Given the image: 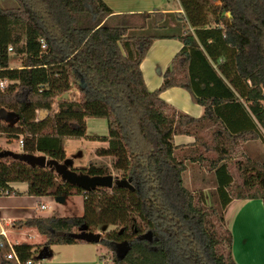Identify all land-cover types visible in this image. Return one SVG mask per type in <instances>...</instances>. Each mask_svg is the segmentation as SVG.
Here are the masks:
<instances>
[{
    "label": "trees",
    "instance_id": "16d2710c",
    "mask_svg": "<svg viewBox=\"0 0 264 264\" xmlns=\"http://www.w3.org/2000/svg\"><path fill=\"white\" fill-rule=\"evenodd\" d=\"M219 1L181 0L185 16L117 14L104 0H16L13 8L0 1V82L7 81L0 86V133L22 141L23 152L64 161V138L88 137L86 118H106L109 133L89 138L108 142L98 155L113 156L115 168L134 185L85 191L63 182L53 168L0 157V191L16 193L10 184L25 182L31 195L84 197L82 216L19 221L47 238L42 246L82 242L76 234L87 230L105 233L101 243L115 264H239L223 210L232 198L264 201V168L252 166L257 181L245 178L241 184L261 183L263 193L248 195L232 191L234 178L222 162L264 131V0ZM171 19L179 24L174 27ZM173 37L184 47L162 86L150 90L141 64L156 39ZM12 52L21 57L20 67L10 66ZM176 86L194 94L205 107L203 117L182 113L162 98ZM75 91L77 99L71 97ZM231 104L248 112L253 128L235 131L226 123L210 139L197 134L222 122ZM52 107L58 111L50 114ZM177 134L196 135L205 151L179 155ZM187 158L217 172L218 206L185 186ZM81 172L108 174L96 165ZM116 243L126 244L124 255L117 257ZM42 246L22 243L15 251L23 264H37ZM10 252L1 235L0 264H19L8 258Z\"/></svg>",
    "mask_w": 264,
    "mask_h": 264
},
{
    "label": "crops",
    "instance_id": "0c3cea01",
    "mask_svg": "<svg viewBox=\"0 0 264 264\" xmlns=\"http://www.w3.org/2000/svg\"><path fill=\"white\" fill-rule=\"evenodd\" d=\"M104 1L108 3L117 14H138L158 11L185 16V10L181 0ZM219 2L216 1V3ZM170 24L175 27L179 22L171 19ZM187 26L190 31H194V27L188 23ZM209 42H211V40H209ZM183 47L184 43L180 39L174 37L159 38L153 42L141 64L145 82L150 90H156L162 86L165 72L175 55L179 53ZM222 59L223 57L221 60ZM161 96L180 112L194 118H201L205 114V107L197 102L194 94L186 88L178 86L171 87L163 91ZM226 109L228 112L221 118L222 122L219 120L218 123L209 125V127L197 134L206 139H210L212 130L216 128L225 129L226 123L230 124L235 131L253 128L254 124L248 112H242V108L233 104L229 105ZM52 111H55V107H53ZM174 140L175 144L179 146L177 149L179 155L188 157L194 154V152L205 151L204 147L198 144L197 137L194 134H177ZM101 144H104V147H106L107 142ZM10 145L11 143L8 144L7 150L14 151L11 149ZM243 158L244 160H242ZM244 162H251L249 164L251 166L256 165L264 168V131L262 137L239 144L232 158L222 162V164L228 166V173L232 174L234 182L236 181L235 171L239 172ZM186 165L187 169L183 173L185 186L199 195L204 202H216L219 199V194L217 192L219 187L217 172L215 170L206 169L201 161H194L191 158L186 159ZM256 172L257 171H253L252 174ZM10 186L16 190V193L11 195L0 194V236L2 235L11 241L20 240L34 246H42L47 240L44 235L40 234L36 228L28 226L22 227L18 223L28 218L44 216L37 213L34 214L32 210L38 209L39 206L42 209V205H46V202H41V198L53 197L31 195L28 191V184L25 182H13ZM224 215V221L232 233L230 249L236 262L239 264H264L263 199L232 198L224 209ZM28 234L33 235L34 239H29L27 237ZM44 246H42L40 250ZM49 250H51L50 246ZM52 254L51 252V255ZM50 261L52 260L48 259L46 264H53V262ZM81 262L85 261H78L77 263ZM37 264L40 263L37 262Z\"/></svg>",
    "mask_w": 264,
    "mask_h": 264
},
{
    "label": "rangeland",
    "instance_id": "374dc122",
    "mask_svg": "<svg viewBox=\"0 0 264 264\" xmlns=\"http://www.w3.org/2000/svg\"><path fill=\"white\" fill-rule=\"evenodd\" d=\"M219 2V0H214ZM2 6L5 8H13L18 4L16 0H1ZM22 65V59L20 56H16L13 52L10 56V66H20ZM78 92L72 94V98H78ZM66 97V96H65ZM53 109V107H52ZM50 111V114L58 111ZM87 136L83 138L76 137H65L64 138V148L66 150L67 158H71L73 163V168L81 172L82 169L87 168L91 165H96L97 167L105 168L108 174L124 178L123 171L115 168L114 162L115 158L113 156H101L98 155L99 149L103 148L105 143L102 141L92 140L91 136H102L109 133L108 122L106 118L102 117H87ZM97 134V135H95ZM11 149L17 152H22V146L19 139L12 138L5 133H0V148L7 149L8 144H10ZM106 147H108V142ZM105 148V147H104ZM242 158V157H240ZM244 160V158L242 159ZM251 162H244V165L238 171H235V185L232 189L235 193L243 192L251 195L255 192L263 193V186L259 183L258 187H247L242 186L244 179L247 178L250 183L256 182V175L252 174V166L249 165ZM261 182V181H260ZM239 185V186H238ZM41 202H46L47 208L41 209L40 206L36 210H32L34 214H40L44 216H58V217H75L82 216L84 214V197L74 192L71 195L66 196L64 202H58L53 198H41ZM219 199L216 202H207L209 205L218 206ZM223 216L224 210H223ZM105 233L102 234V237ZM85 242V241H82ZM117 252L116 255H124L127 251L126 244L116 243ZM223 245L227 249V241H223ZM50 252L53 254L45 259H36L40 264H46L48 259H51L53 264H76L78 261H85L77 264H115L113 260V253L104 244L100 243H74V244H52L50 245ZM106 257V260H105ZM104 260V261H103ZM59 262V263H58Z\"/></svg>",
    "mask_w": 264,
    "mask_h": 264
},
{
    "label": "water",
    "instance_id": "95a60500",
    "mask_svg": "<svg viewBox=\"0 0 264 264\" xmlns=\"http://www.w3.org/2000/svg\"><path fill=\"white\" fill-rule=\"evenodd\" d=\"M230 15V13H229ZM12 156L28 163L31 166L50 167L53 168L57 174L60 175L63 182L82 188L85 191L95 190L99 187L112 188L114 186L126 187L134 189L132 184V177L120 178L112 174L106 175H90L84 172H78L72 169L74 161L71 158H66L64 161L49 158L45 154H32L27 152H15L12 150H4L0 153V157ZM55 200L64 202L66 196H57ZM77 238L85 242L100 243L102 240V233L82 230L76 234ZM51 256L49 246L45 245L37 254L36 259H45Z\"/></svg>",
    "mask_w": 264,
    "mask_h": 264
},
{
    "label": "built area",
    "instance_id": "2783aa9c",
    "mask_svg": "<svg viewBox=\"0 0 264 264\" xmlns=\"http://www.w3.org/2000/svg\"><path fill=\"white\" fill-rule=\"evenodd\" d=\"M43 47H45V45H43ZM9 51H13V48L12 47H10L9 48ZM7 84V81L5 80V81H1L0 82V86L1 87H4L5 85ZM57 109L55 108V111H56ZM20 143H21V145H23V142L22 141H20ZM13 188V187H12ZM14 189V188H13ZM15 190V189H14ZM0 194H3V195H11V194H13V192L11 191V189L10 188H7V189H5V190H2V191H0ZM46 208V205H42V209H45ZM27 237L29 238V239H34V237H33V235H31V234H28L27 235ZM7 243H8V245H9V247L11 248V252L8 254V258H15V259H17V261L19 262V264H23L20 260H19V257H18V255H17V253H16V251H15V246L16 245H19V244H22V243H24V242H22V241H20V240H14V241H11V240H9V239H7ZM35 263V261H33V260H28L25 264H34ZM97 264H100V263H97Z\"/></svg>",
    "mask_w": 264,
    "mask_h": 264
}]
</instances>
